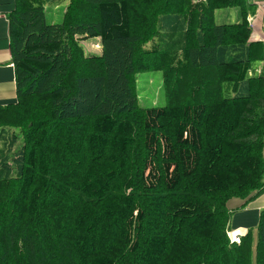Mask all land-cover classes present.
I'll list each match as a JSON object with an SVG mask.
<instances>
[{"label": "trees", "instance_id": "1", "mask_svg": "<svg viewBox=\"0 0 264 264\" xmlns=\"http://www.w3.org/2000/svg\"><path fill=\"white\" fill-rule=\"evenodd\" d=\"M67 1L58 23L41 0L7 16L16 99L0 106V264H264V209L255 239L227 237L228 202L264 192L252 6ZM232 8L236 22H214ZM90 39L100 56L85 55ZM145 72L161 73L164 106L139 105Z\"/></svg>", "mask_w": 264, "mask_h": 264}, {"label": "crops", "instance_id": "2", "mask_svg": "<svg viewBox=\"0 0 264 264\" xmlns=\"http://www.w3.org/2000/svg\"><path fill=\"white\" fill-rule=\"evenodd\" d=\"M44 2L45 17L50 23H58L61 20V16L64 12L68 1L67 0H41ZM250 8L249 14H257L259 10L264 12V0H247ZM15 0H0V106L12 104L16 99L15 90V75L11 62L9 34H8V20L7 16L14 10ZM236 10V9H235ZM221 12V11H219ZM218 13V12H217ZM215 13V14H217ZM220 17H225L229 22L237 21L236 14L229 13L225 10ZM59 19V21H58ZM259 23L262 25V16L259 19ZM264 27V26H263ZM264 28L257 30V37H261ZM257 69L264 70V62L258 63ZM264 159V147L263 157ZM229 210H231L229 220V232H233L239 235L240 238L244 236L248 230H254L259 218V213L264 209V192L255 194L248 202L240 200H232L227 204ZM242 207V208H241Z\"/></svg>", "mask_w": 264, "mask_h": 264}, {"label": "rangeland", "instance_id": "3", "mask_svg": "<svg viewBox=\"0 0 264 264\" xmlns=\"http://www.w3.org/2000/svg\"><path fill=\"white\" fill-rule=\"evenodd\" d=\"M194 3L197 2V0H192ZM225 10H221V12H218V14L215 15V23L219 24L222 22H227L223 21L220 19L219 13H224ZM229 13H234L236 14V10L234 8L228 10ZM47 21H49L48 16H47ZM59 21V19H58ZM81 46L84 49L85 55L90 56H100L102 52V45L100 43L99 39H90L87 41H81ZM148 46V45H147ZM258 63L256 62L255 64L252 65V69L255 70L258 67H256ZM137 81H136V88H137V95H138V102L140 106H143L145 108H149L152 106H157V107H162L165 105V97L163 95L162 91V76L160 72H145V73H140L137 75ZM11 133H13L16 138V143L12 148V156L18 152L21 146V137L18 134V132L15 130H11ZM255 232L253 231V236L255 239Z\"/></svg>", "mask_w": 264, "mask_h": 264}, {"label": "built area", "instance_id": "4", "mask_svg": "<svg viewBox=\"0 0 264 264\" xmlns=\"http://www.w3.org/2000/svg\"><path fill=\"white\" fill-rule=\"evenodd\" d=\"M258 15H256L255 13L253 15H250L248 18H247V23H248V27L251 31V35L253 37V39L256 38V40L258 39H262L263 38V35L261 37H257V30L260 29V28H263V26L259 23V19L261 18L262 14H263V11L259 10V12H257ZM227 237L229 239V242L231 244L235 243V244H238L240 241V236L239 235H236L235 233L233 232H228L227 233Z\"/></svg>", "mask_w": 264, "mask_h": 264}]
</instances>
